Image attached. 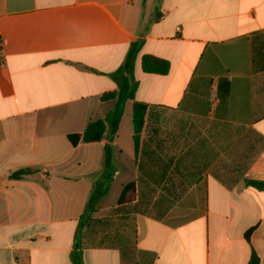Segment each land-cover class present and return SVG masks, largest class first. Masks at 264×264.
Masks as SVG:
<instances>
[{"label":"crops","instance_id":"crops-1","mask_svg":"<svg viewBox=\"0 0 264 264\" xmlns=\"http://www.w3.org/2000/svg\"><path fill=\"white\" fill-rule=\"evenodd\" d=\"M137 42L134 99L195 122L209 167L234 149L236 168L186 188L169 211L183 221L132 216L129 264H248L252 253L264 264V190L246 185L264 182V0H0V264H72L94 183L110 180L104 211L136 180L132 129L76 146L67 135L113 109L100 97ZM145 54L168 72H143ZM124 139L132 176L99 207L120 176L111 166L127 170ZM23 168L34 171L9 178ZM81 262L125 264L115 248H83Z\"/></svg>","mask_w":264,"mask_h":264},{"label":"trees","instance_id":"trees-1","mask_svg":"<svg viewBox=\"0 0 264 264\" xmlns=\"http://www.w3.org/2000/svg\"><path fill=\"white\" fill-rule=\"evenodd\" d=\"M139 46L140 43L138 42L132 43L124 63L109 74V77L115 81L116 88L104 92L100 100H113L115 102L113 109L108 111L103 118L89 122L82 133L67 135V139L72 146H76L80 142L99 141L104 136L106 127L115 130L124 101L129 100L132 102V142L138 173L137 178L126 183L116 204L104 211L96 209V202L104 194L105 189L102 188V182L100 181L94 184L85 210L78 219L74 246L70 254L72 264H82L81 251L83 248L88 247L115 248L119 250L123 263L133 262L132 235L121 230L122 228L118 227L113 221H127L134 215H148L157 220L166 219L168 222L175 223L187 218L169 220V217L173 216L169 212L171 208L155 202L150 191L154 185L164 181L168 167L173 163L175 156L167 154L165 150V140L156 125L158 118V114L154 112L156 107L134 99L136 84L132 80V70ZM140 66L142 71L146 73L166 74L169 70L168 61L147 54L141 56ZM33 171L31 168L18 169L12 172L9 178L22 179ZM168 182L174 186L176 180L170 179ZM246 185L264 190V182L246 180ZM249 233L250 231L244 234L245 240H248ZM248 264H259L255 254H251Z\"/></svg>","mask_w":264,"mask_h":264},{"label":"rangeland","instance_id":"rangeland-1","mask_svg":"<svg viewBox=\"0 0 264 264\" xmlns=\"http://www.w3.org/2000/svg\"><path fill=\"white\" fill-rule=\"evenodd\" d=\"M154 112L158 114L156 125L159 127L161 136L165 140V150L170 155L175 156L173 163L170 165V167H168V171L166 172V179L164 178V181H161V183L154 185L150 190L155 202L161 203L165 207L175 210V208L182 205V196L186 191V188H190L193 182L200 183V181L205 177L207 173L219 172L225 178H229L232 176L230 174V171H234V169L236 168V164L230 163V159L232 158L231 154L235 151L234 149L227 150L222 155V158L218 160V163L209 167V162L212 161L211 156L208 157L206 151L201 150L200 147L203 140L202 138L204 136H207L208 134H198L196 123L184 117L179 112L166 111L164 109H154ZM131 117L132 107L130 101L126 100L122 104V108L117 119V126H120L121 132L123 134L125 133V138L127 137L128 132L132 129ZM181 127H184L182 133L180 132ZM172 132L176 133L172 134ZM170 134H172V136ZM234 137L235 134H230L228 131L222 134V147L223 145L228 146L229 141ZM126 142V139H124L121 149L123 158L125 157L126 159V165H124V168L127 169L129 167V164L131 163V154L129 148L130 146H126ZM184 142H188V147L187 145H184ZM199 147L200 152L198 149ZM191 152H193V155L191 154ZM208 160L210 161L208 162ZM184 167H186L187 169H185ZM114 168L118 169V171L120 172V176H118L119 179H115L114 182L110 184L109 194L107 195V197H105L106 199L98 204L99 207H103L107 203H113L115 199V193L119 184L126 181H124V179L122 180V178L128 175L132 176L130 169H127L125 173L121 172L120 165L111 166V176ZM100 179L101 178H98V181L103 183L102 188L105 189L104 194L101 196L103 197L108 192V184L110 183V180L109 182H107V180L105 179ZM170 179L176 180L174 186H172L168 182ZM101 197L98 200H100ZM170 214H172L173 216H178L176 211H174L173 213L171 212ZM114 222L118 227H121V230H123L124 232H127L129 234L131 233V217L127 221L116 220L113 221V223Z\"/></svg>","mask_w":264,"mask_h":264}]
</instances>
